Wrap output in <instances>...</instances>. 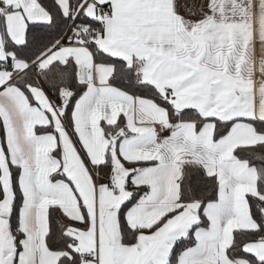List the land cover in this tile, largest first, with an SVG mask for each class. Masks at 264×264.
Wrapping results in <instances>:
<instances>
[{
	"label": "snow or ice",
	"instance_id": "6c2138e0",
	"mask_svg": "<svg viewBox=\"0 0 264 264\" xmlns=\"http://www.w3.org/2000/svg\"><path fill=\"white\" fill-rule=\"evenodd\" d=\"M0 264H264V0H0Z\"/></svg>",
	"mask_w": 264,
	"mask_h": 264
}]
</instances>
